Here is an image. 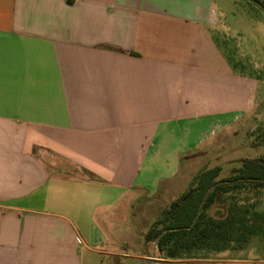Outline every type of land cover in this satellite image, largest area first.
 Listing matches in <instances>:
<instances>
[{"label": "crops", "instance_id": "0c3cea01", "mask_svg": "<svg viewBox=\"0 0 264 264\" xmlns=\"http://www.w3.org/2000/svg\"><path fill=\"white\" fill-rule=\"evenodd\" d=\"M221 24L214 0H0V264L115 255L121 202L175 196L183 161L241 136L259 80ZM208 254L264 264V234Z\"/></svg>", "mask_w": 264, "mask_h": 264}, {"label": "rangeland", "instance_id": "374dc122", "mask_svg": "<svg viewBox=\"0 0 264 264\" xmlns=\"http://www.w3.org/2000/svg\"><path fill=\"white\" fill-rule=\"evenodd\" d=\"M214 1L222 21L219 29L214 31L215 37L237 71L259 80L255 92L258 106L251 114L249 125H245L241 136H218L213 142L214 152L210 155L190 166L183 161V173L177 180L180 190L175 196L165 197L161 194L150 198L145 195L140 202H134L132 207L131 204L127 206V203L121 202L118 219L114 221L113 228L105 226V231H111L114 238L113 244L107 248H112L116 254L98 255L94 264H219L208 261L212 257L208 254L211 250L207 249L206 252L194 249L182 253L178 260L196 257L200 261L180 263L174 261L177 259L167 258L166 252L158 248L159 242L146 240V234L155 222L196 185L202 171L221 166L219 179H225L233 174L234 168L242 166L243 159L264 158V9L252 0ZM220 140H223V144ZM235 201L241 206L251 208L249 216L254 212L263 213L264 189L244 188L218 197L217 203L206 214L216 218L225 216L229 206ZM262 225L260 233L264 232V223ZM232 245L239 246L237 243ZM249 248L253 249L252 246ZM252 249L249 253L254 254Z\"/></svg>", "mask_w": 264, "mask_h": 264}, {"label": "trees", "instance_id": "16d2710c", "mask_svg": "<svg viewBox=\"0 0 264 264\" xmlns=\"http://www.w3.org/2000/svg\"><path fill=\"white\" fill-rule=\"evenodd\" d=\"M264 9V0H252ZM222 167L215 166L203 171L192 187L177 203L157 220L146 234V240L156 242L169 259H179L184 252L197 250H224L233 243L242 246L263 229L264 212H254L235 201L225 216L216 218L206 211L216 204L217 198L244 188L264 189V158L243 159L242 166L233 174L219 179ZM253 217L255 219H252ZM159 226H161L159 228ZM234 246V247H239Z\"/></svg>", "mask_w": 264, "mask_h": 264}, {"label": "water", "instance_id": "95a60500", "mask_svg": "<svg viewBox=\"0 0 264 264\" xmlns=\"http://www.w3.org/2000/svg\"><path fill=\"white\" fill-rule=\"evenodd\" d=\"M176 207H177V204H173V205H172V210H174ZM166 232H167V230H164V231L162 232V234H161L160 236L157 237V239H156V243L159 242L161 236H162L164 233H166Z\"/></svg>", "mask_w": 264, "mask_h": 264}]
</instances>
